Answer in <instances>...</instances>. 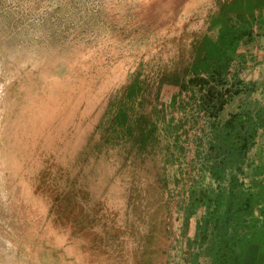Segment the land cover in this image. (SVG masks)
<instances>
[{"label": "rangeland", "instance_id": "rangeland-1", "mask_svg": "<svg viewBox=\"0 0 264 264\" xmlns=\"http://www.w3.org/2000/svg\"><path fill=\"white\" fill-rule=\"evenodd\" d=\"M253 1L0 0V264H264Z\"/></svg>", "mask_w": 264, "mask_h": 264}, {"label": "crops", "instance_id": "crops-1", "mask_svg": "<svg viewBox=\"0 0 264 264\" xmlns=\"http://www.w3.org/2000/svg\"><path fill=\"white\" fill-rule=\"evenodd\" d=\"M193 2V0H191V3ZM174 11H177V10H174ZM262 11H260V12H258L255 16H253L252 18H254V17H256V20L257 21H251L250 19L248 20V19H244V20H246V21H244L245 23H239V24H237V26H235V29L234 30H239V31H241V32H243V30H244V28H247V29H251V26H248V22H252V26L253 25H256V24H259V25H256L255 26V28L254 27H252L253 28V30H255V29H258V27L260 26V24H264V14L263 13H261ZM239 17H240V20L239 21H241V20H243V16H240L239 15ZM258 18V19H257ZM239 21H237V23L239 22ZM237 27V28H236ZM241 28V29H240ZM246 30V29H245ZM264 30V29H263ZM264 32V31H263ZM241 46H243V45H234L233 46V48H241ZM264 191V190H263ZM254 208H259V211L257 212V213H255V212H253V211H251V215H249L250 217H249V219H250V225H249V227L248 228H246V227H243L241 230H240V236H239V240L240 241H242V243H243V238H244V236H246V235H249V237H251V235H253L254 233H257L258 235H260V234H262V237H264V225H263V227L262 228H260V226L258 225V221H260V219H261V208L260 207H254ZM254 208H252L251 210H253ZM221 210H222V208H220L219 209V211H218V213H221ZM257 215V216H256ZM263 216H264V214H263ZM262 216V217H263ZM252 221V222H251ZM257 223V225H258V228H257V230L255 229V227H254V225ZM252 224H254V225H252ZM229 227H232V223H230L229 225H228ZM248 241H250L251 243H249V245H247V246H243V248H246L249 252H250V254L251 255H255V251H259V249H260V246H259V244L257 243V245L254 243V242H252L251 241V239H249ZM250 247V248H249ZM253 251H252V250ZM259 253H258V258H259ZM242 258H243V262H244V264H247L246 263V260L247 259H249L248 258V256H247V253L245 254V255H242ZM250 258H252V256H250ZM254 259H255V256H254ZM261 264H263L262 263V260H261Z\"/></svg>", "mask_w": 264, "mask_h": 264}, {"label": "trees", "instance_id": "trees-1", "mask_svg": "<svg viewBox=\"0 0 264 264\" xmlns=\"http://www.w3.org/2000/svg\"><path fill=\"white\" fill-rule=\"evenodd\" d=\"M244 0H235V6L236 7H234L235 9H237V10H245V12H248L249 11V8L246 6V5H243L241 2H243ZM238 3H240V5L242 4L243 6H245V7H243V6H239L238 5ZM253 5L255 6V7H258V6H260V4H259V2H257L256 0H254L253 2ZM231 40H229V39H227L226 40V42H223V41H221L222 43H225L224 45L225 46H229V42H230ZM221 46H222V44H221ZM217 73V72H216ZM216 75V74H215ZM195 81H199V82H202V79L201 78H199V75H197V74H195ZM210 83H214V80H213V82L210 80ZM122 115V110H119V112H117L116 113V117H115V120H113V121H118V119L120 118V116ZM237 123V122H236ZM113 124H114V122H113ZM140 132V134H139V140H135L134 139V142L136 143V145H137V147H139V148H143L144 147V144L146 143L145 141V139H144V132H143V130H139ZM138 134V133H137ZM108 139V138H107ZM143 139V140H142ZM259 188H254L253 189V192L255 191V192H257V193H259V194H261V193H263V195H264V189H259V190H261V192L258 190ZM262 195V194H261ZM254 200L251 202L252 203V205L250 206L251 207V209L252 208H254V207H257V204L255 203V198H253ZM239 239V238H238Z\"/></svg>", "mask_w": 264, "mask_h": 264}]
</instances>
